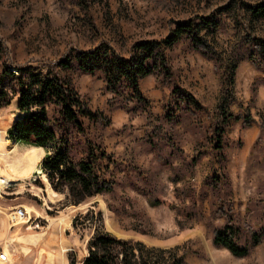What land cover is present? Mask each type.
Wrapping results in <instances>:
<instances>
[{
	"label": "rangeland",
	"instance_id": "rangeland-1",
	"mask_svg": "<svg viewBox=\"0 0 264 264\" xmlns=\"http://www.w3.org/2000/svg\"><path fill=\"white\" fill-rule=\"evenodd\" d=\"M258 4L264 0H0V39L14 65L42 66L98 48L130 58L136 43L165 39L189 20L215 52L205 57L187 38L164 48L165 65L154 77L168 95L157 101L143 92L148 104L127 102L131 111L120 97L110 102L101 70L84 73L74 60L64 75L110 121L105 127L85 119L90 138L113 156L115 188L78 205L63 193L52 197L44 172L4 189L0 251L9 243L15 264H83L89 239L110 232L183 260L196 257L195 264H264V242L246 257L213 244L215 230L228 223L240 228V244L264 227V68L249 60L254 54L264 64L257 49L264 15L250 10ZM223 113L251 121L225 124L224 160L216 149ZM20 116L17 99L0 109V139H9ZM12 142L0 149V169L20 170L31 155L41 166L51 151ZM19 207L30 221L16 228L8 215Z\"/></svg>",
	"mask_w": 264,
	"mask_h": 264
},
{
	"label": "trees",
	"instance_id": "trees-1",
	"mask_svg": "<svg viewBox=\"0 0 264 264\" xmlns=\"http://www.w3.org/2000/svg\"><path fill=\"white\" fill-rule=\"evenodd\" d=\"M250 10L254 15H264V4L251 6ZM204 21L210 26L208 18H204ZM200 34L199 26L189 20L178 23L165 39L136 43L134 48L137 54L130 58L115 51L100 52L98 48L79 52L74 59L65 57L42 66L8 63V52L0 39V60L3 65L0 72V109L17 99V110L22 113L11 125L9 138L15 142L51 149L44 155L41 168L52 189L65 194L67 203L78 205L96 195L112 192L115 181L109 174L110 166L115 161L101 143L90 138L85 119L105 127L110 121L102 111L93 110L82 99L64 72L73 67L74 60L84 73L101 70L106 91L114 95L110 102L120 97L122 109L131 111L127 102L148 104L141 91L140 81L150 74L157 77L158 67L165 65L166 61L164 48H170L187 38L196 51L215 59L212 46ZM257 49L262 61L264 44H258ZM249 60L264 68V64L254 54L249 55ZM223 114L224 123L216 129V149L222 155V160L225 124L230 119H243L245 127L251 125L249 118ZM239 234L240 228L228 223L215 230L213 244L226 248L236 257H246L253 248L264 242V227L253 231L245 244L239 243ZM87 250L83 264H184L182 256H177L171 249L148 247L140 241L117 238L110 232L94 234L88 241Z\"/></svg>",
	"mask_w": 264,
	"mask_h": 264
},
{
	"label": "bare ground",
	"instance_id": "bare-ground-1",
	"mask_svg": "<svg viewBox=\"0 0 264 264\" xmlns=\"http://www.w3.org/2000/svg\"><path fill=\"white\" fill-rule=\"evenodd\" d=\"M0 136H1V131H0ZM3 145L15 147L16 143H13L10 138L5 139V140L0 139V149ZM27 159H28V161H27L28 163L25 164V166L23 168H21L20 170L14 169V171H11L12 169L5 167V166L0 169V196H1V193L4 189L22 185V184H24L25 180L32 177V175L34 173H42L43 172L40 164L38 162H36L37 159L35 160L34 155H31ZM13 168H15V167H13ZM48 191L52 197L53 196L55 197V195H57V192L54 191L53 189L49 188ZM25 208H26L27 213H30L32 211V208L27 206V205L25 206ZM26 215H28V214H26ZM8 216L10 219L9 223H11L12 225H15L16 228L20 227L22 224L28 223L30 221L29 216H25V215L24 216H17L15 213H12V214H9ZM60 223H62L61 224L62 227L64 225L66 226L68 224V220L62 219ZM13 238L15 239L16 237H13ZM11 240H13V239H11ZM9 245H10L9 243H7L6 245L4 244L5 247H3V251L12 260V259H15V255L12 252H10L11 250H9Z\"/></svg>",
	"mask_w": 264,
	"mask_h": 264
},
{
	"label": "crops",
	"instance_id": "crops-1",
	"mask_svg": "<svg viewBox=\"0 0 264 264\" xmlns=\"http://www.w3.org/2000/svg\"><path fill=\"white\" fill-rule=\"evenodd\" d=\"M140 88L142 93L148 91L150 98L155 99L157 101L162 99L163 95L167 96L169 93L168 90L162 85L161 81L158 80V78L154 77V75L152 74L147 75L146 77L141 79ZM195 263H198V258L196 257L184 258V264H195Z\"/></svg>",
	"mask_w": 264,
	"mask_h": 264
},
{
	"label": "built area",
	"instance_id": "built-area-1",
	"mask_svg": "<svg viewBox=\"0 0 264 264\" xmlns=\"http://www.w3.org/2000/svg\"><path fill=\"white\" fill-rule=\"evenodd\" d=\"M14 213L17 216L26 215V212H25L24 208H22V207L17 208ZM0 264H15V261H14V259L11 260L8 257V255L3 250H1L0 251Z\"/></svg>",
	"mask_w": 264,
	"mask_h": 264
}]
</instances>
